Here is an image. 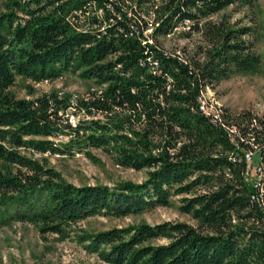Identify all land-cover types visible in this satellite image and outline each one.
I'll use <instances>...</instances> for the list:
<instances>
[{
    "label": "trees",
    "instance_id": "obj_1",
    "mask_svg": "<svg viewBox=\"0 0 264 264\" xmlns=\"http://www.w3.org/2000/svg\"><path fill=\"white\" fill-rule=\"evenodd\" d=\"M257 2L4 3L0 227L30 223L44 235L65 237L87 218L140 215L180 197L179 210L193 223L114 228L81 237L84 249L108 264H264V119L225 108L218 117L206 115L200 106L208 88L264 70L256 27L227 12L255 9ZM186 27L181 37L198 36L194 47L166 48L163 40ZM67 73L93 80L99 90L77 99L13 92L18 77L42 83ZM78 114L84 118L73 123ZM75 149L90 157L91 149H103L120 167L147 171V179L76 186L33 157ZM248 150L260 152L251 167ZM260 163L261 176L252 172Z\"/></svg>",
    "mask_w": 264,
    "mask_h": 264
},
{
    "label": "rangeland",
    "instance_id": "obj_2",
    "mask_svg": "<svg viewBox=\"0 0 264 264\" xmlns=\"http://www.w3.org/2000/svg\"><path fill=\"white\" fill-rule=\"evenodd\" d=\"M8 0H0V10ZM233 15V21L242 19L244 24L256 27L254 43L264 65V0H258L255 9L234 8L227 10ZM253 23V24H252ZM180 28L176 34L163 40L170 50L192 49L199 40L198 36L184 39ZM99 90L93 80L83 79L78 73H67L54 81L35 83L18 77L13 92L18 98L33 99L45 93L59 92L61 95H73L74 99L84 97L92 91ZM32 91H34L32 93ZM208 99L217 103L231 113L250 112L264 119V70L251 75H234L219 85L211 88ZM82 114L71 117V121L83 119ZM71 155H33L46 161L49 167L76 186L107 185L114 187L122 183L141 184L147 179V171H134L120 167L113 157L103 149H91V157L86 149L74 150ZM256 151L254 157L259 154ZM258 180L254 181V184ZM180 197L172 199L169 207H159L152 211L126 218L96 216L87 218L71 226L67 236L42 234L39 228L30 223L14 222L0 227V264H108L95 254L84 249L81 237L94 235L114 228L133 225L172 222L193 223L191 218L179 210Z\"/></svg>",
    "mask_w": 264,
    "mask_h": 264
},
{
    "label": "built area",
    "instance_id": "obj_3",
    "mask_svg": "<svg viewBox=\"0 0 264 264\" xmlns=\"http://www.w3.org/2000/svg\"><path fill=\"white\" fill-rule=\"evenodd\" d=\"M210 91V88L207 89V91L204 93L203 97L200 98V106H201V110L206 114V115H215V116H219L221 113V109L223 107H220L217 103L211 101L210 99H208L207 94ZM233 141V139H232ZM256 151L253 150H248L245 152V159L246 162L248 163L249 167H251V164L253 162V158L255 155ZM257 175H263V165L262 163H260L259 165L256 166V168L252 171ZM249 171L246 173L247 179H250L251 174ZM260 183H256L255 187L258 188ZM259 196L257 194H254V198L257 199L259 201Z\"/></svg>",
    "mask_w": 264,
    "mask_h": 264
}]
</instances>
